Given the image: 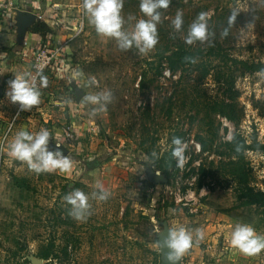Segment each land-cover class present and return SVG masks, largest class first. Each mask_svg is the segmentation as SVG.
Listing matches in <instances>:
<instances>
[{
	"label": "rangeland",
	"instance_id": "374dc122",
	"mask_svg": "<svg viewBox=\"0 0 264 264\" xmlns=\"http://www.w3.org/2000/svg\"><path fill=\"white\" fill-rule=\"evenodd\" d=\"M75 4L74 11L60 7V15L82 28L75 33L74 23L63 22V32L46 42L59 49L43 76V89L60 107L59 131L48 147L58 142L72 168L37 174L9 155L21 121L17 108L10 121L17 131L0 134V264H166L169 249L160 243L170 228L183 226L195 240L203 226L198 221L207 228L215 224V212L246 206L237 198L246 185L264 191V156L251 150L236 155L225 144L234 131L246 142L256 132L264 142V73L237 76L231 62L264 61V0H171L160 9L158 42L147 54L121 50L114 38L98 35L83 0ZM139 6L140 0H124V30L146 19ZM177 11L184 21L178 32L171 24ZM201 12L207 13L208 39L186 44ZM178 47L193 57L172 72L157 54L168 56ZM105 90L112 99L104 110L83 102ZM68 126L71 140L63 133ZM176 137L186 145L182 167L172 156ZM97 183L110 193L107 200L92 195ZM74 190L89 197L86 219L69 214L64 197Z\"/></svg>",
	"mask_w": 264,
	"mask_h": 264
},
{
	"label": "clouds",
	"instance_id": "9594fccd",
	"mask_svg": "<svg viewBox=\"0 0 264 264\" xmlns=\"http://www.w3.org/2000/svg\"><path fill=\"white\" fill-rule=\"evenodd\" d=\"M171 0H140V11L146 19H139L132 31L124 30L125 20L121 15L124 0H83V9L89 19V23L94 26L98 35L114 38L121 50L127 51L133 47L141 54H147L158 42L157 24L161 22L160 9H167ZM235 13L229 18V24L235 20ZM134 17L129 16V20ZM183 13L177 11L175 18L171 21L175 31H180L183 25ZM224 35H227L225 29ZM207 13L201 12L189 26L186 44L196 41L204 42L208 39ZM95 85V79L89 82ZM47 85L45 77H39V87L37 77L29 74H18L8 81V90L5 95L10 102L18 103L20 110L30 111L33 106H38L41 102L40 87ZM112 99L111 90H105L95 95H85V104L97 105L99 110H104L107 103ZM97 109H93L95 115ZM51 133L41 128L36 133L20 130L9 142V155L16 160L26 162L29 170L36 172H68L72 168L70 157L63 154L60 144L56 143V148L50 150L49 138ZM174 145L172 156L176 158L177 167H182L185 162L186 145L179 137L172 140ZM156 156V153H153ZM159 174V173H157ZM97 191L93 196L101 201L107 200L110 193L97 183ZM66 203L71 206L69 214L76 220L86 219L89 214L88 195L80 190L70 191L64 197ZM197 241L203 239V232L200 229L195 231ZM193 245V232L183 226L170 228L168 235L160 243V247L169 249L166 255V264H180L181 257ZM230 245L238 249L245 255H254L264 250V235L246 223H236L230 237Z\"/></svg>",
	"mask_w": 264,
	"mask_h": 264
},
{
	"label": "crops",
	"instance_id": "0c3cea01",
	"mask_svg": "<svg viewBox=\"0 0 264 264\" xmlns=\"http://www.w3.org/2000/svg\"><path fill=\"white\" fill-rule=\"evenodd\" d=\"M10 1L11 7L0 10V134L17 131V126L11 125L10 121L16 117L15 113L20 107L18 103L10 102L5 95L8 81L18 74L33 76L32 60L36 50L63 32L57 25V20L64 16L63 13L60 15V7L63 12L64 7L70 8L69 11L76 8L75 0ZM41 23L50 29L49 33H44L39 26ZM37 85L39 87V79ZM40 92L41 102L38 106H33L30 111H19L21 121L18 131L36 133L45 128L52 136L57 135L60 123L59 99L43 87H40ZM40 120L41 123L38 122ZM55 140L59 138L55 137ZM259 208L262 209L254 205L230 206L219 213L215 212L216 222L207 228L205 221H198L197 217L196 221L203 224L198 228L203 232L204 244H201L202 240L194 238L192 247L181 257L180 264H264V250L249 256L230 245L231 232L236 223L249 224L257 233L264 235V215H261ZM206 229L211 232L208 233Z\"/></svg>",
	"mask_w": 264,
	"mask_h": 264
},
{
	"label": "trees",
	"instance_id": "16d2710c",
	"mask_svg": "<svg viewBox=\"0 0 264 264\" xmlns=\"http://www.w3.org/2000/svg\"><path fill=\"white\" fill-rule=\"evenodd\" d=\"M44 30V33H49L50 29L44 25L39 24ZM36 30V27H33ZM167 49V48H166ZM165 51L158 52L159 58L163 57L166 60V65L172 72H175L179 67H182V64H190L192 61L193 54L183 47H178L175 50H172L170 55L165 56ZM161 61V60H160ZM232 64L234 65V71L236 72L237 76H243L245 74H253V73H264V61L260 59H231ZM223 105V104H222ZM220 113H223L222 110H218ZM227 119L233 120L234 123L238 121V117L235 115H231L229 113L223 114ZM225 144L229 147L232 153L239 155L241 151L251 150L257 151L261 155L264 156V142H261L257 138L256 132H253L249 137V142H246L245 139L237 132H233L231 135V139ZM235 145V148L233 146ZM206 150V144L200 141V151L204 152ZM172 157V156H171ZM169 157V163L174 164L173 159ZM200 185V184H199ZM237 198L244 199L245 205H254L256 207H261L264 209V191L261 189H256L253 186L246 185L244 189H242Z\"/></svg>",
	"mask_w": 264,
	"mask_h": 264
},
{
	"label": "built area",
	"instance_id": "2783aa9c",
	"mask_svg": "<svg viewBox=\"0 0 264 264\" xmlns=\"http://www.w3.org/2000/svg\"><path fill=\"white\" fill-rule=\"evenodd\" d=\"M12 6V2L10 0H0V10H6ZM57 9V7H56ZM72 24L74 22H67L62 18L57 20V25H61L62 23ZM73 31L79 32L82 28L81 24H72ZM59 47L50 48L49 45L44 42L41 46L36 50L33 55L32 60V69L34 71V76L39 79L40 76H44L45 71L51 66L55 64L56 55L58 52ZM63 133L67 139H73L74 131L70 129V127H65L63 129ZM4 145L3 143L0 144V177L3 170V161H4V153H3Z\"/></svg>",
	"mask_w": 264,
	"mask_h": 264
}]
</instances>
